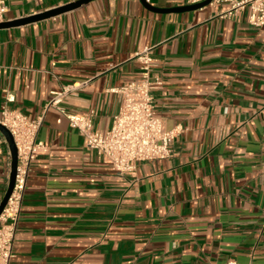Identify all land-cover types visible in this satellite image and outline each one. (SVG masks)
I'll list each match as a JSON object with an SVG mask.
<instances>
[{
  "label": "crops",
  "instance_id": "crops-1",
  "mask_svg": "<svg viewBox=\"0 0 264 264\" xmlns=\"http://www.w3.org/2000/svg\"><path fill=\"white\" fill-rule=\"evenodd\" d=\"M76 1L8 0L4 22ZM249 15L229 2L161 13L93 0L0 29V110L43 117L48 146L32 166L11 264H264V28ZM144 54L162 81L156 112L179 134L170 158L120 174L63 111L93 112L94 130L110 131L123 101L113 90L140 81ZM9 172L0 147V203Z\"/></svg>",
  "mask_w": 264,
  "mask_h": 264
},
{
  "label": "built area",
  "instance_id": "built-area-1",
  "mask_svg": "<svg viewBox=\"0 0 264 264\" xmlns=\"http://www.w3.org/2000/svg\"><path fill=\"white\" fill-rule=\"evenodd\" d=\"M206 0H185L187 5ZM8 0H0V23L8 12ZM229 2L233 10L249 9V24L254 28H264V0H214ZM228 14H232L230 11ZM143 64L139 82H132L113 91L123 97L120 112L115 116L113 126L108 132L94 130V113H63L70 125L85 139L86 146L96 151L99 158L120 174H129L136 164L165 160L173 153V144L178 130L166 131L163 120L158 116L153 92L160 88V78L152 77L153 59L147 54L139 57ZM7 102L15 100L7 93ZM55 98L51 106L56 105ZM0 124L12 134L18 152V165L13 192L0 216V264H11L14 258V245L21 219L27 182L37 158L48 151L45 142L39 140L44 118H33L22 112L4 106L0 110ZM0 147L8 149V143L0 132ZM10 173L8 176L10 177ZM226 264H241L234 260Z\"/></svg>",
  "mask_w": 264,
  "mask_h": 264
},
{
  "label": "water",
  "instance_id": "water-1",
  "mask_svg": "<svg viewBox=\"0 0 264 264\" xmlns=\"http://www.w3.org/2000/svg\"><path fill=\"white\" fill-rule=\"evenodd\" d=\"M91 1H93V0H78V1L73 2L71 4H67L65 6L50 10V11L42 13V14H38L35 16L27 17V18H22L19 20L11 21V22H2V23H0V29L17 27V26L29 24L32 22L41 21L44 19L56 17L60 14H63V13L72 11L76 8H79V7L89 3ZM141 1L143 2V4L148 9L155 11V12L183 13V12L195 11V10L204 8L206 6H209L210 4L213 3L214 0H206L202 3L193 4V5H185V6H181V7H177V8H172V9H159V8L153 7L150 4H148L147 0H141ZM0 132L5 137V139L8 143L10 153H11V173H10V179H9V185H8L7 191L5 193L3 200L0 203V216H1L6 204L8 202V199L10 198V196L13 192V189H14L16 173H17V165H18V152H17V148L15 145L14 138H13L12 134L10 133V131L5 126L0 124Z\"/></svg>",
  "mask_w": 264,
  "mask_h": 264
}]
</instances>
